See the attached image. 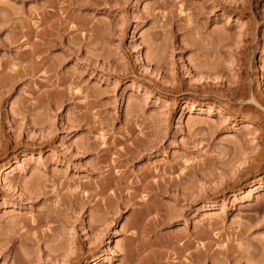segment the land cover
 Instances as JSON below:
<instances>
[{
    "label": "rangeland",
    "instance_id": "374dc122",
    "mask_svg": "<svg viewBox=\"0 0 264 264\" xmlns=\"http://www.w3.org/2000/svg\"><path fill=\"white\" fill-rule=\"evenodd\" d=\"M240 1L0 0V264H264Z\"/></svg>",
    "mask_w": 264,
    "mask_h": 264
},
{
    "label": "bare ground",
    "instance_id": "6f19581e",
    "mask_svg": "<svg viewBox=\"0 0 264 264\" xmlns=\"http://www.w3.org/2000/svg\"><path fill=\"white\" fill-rule=\"evenodd\" d=\"M219 2H220V1H219ZM219 2H218V3H219ZM237 2H238V1H237ZM239 4H240L239 6H240V7H243V9H244L245 3H243V0H241V1L239 2ZM243 9H242V10H243ZM263 82H264V81H263ZM250 124H251V123H249L248 126H250ZM247 173H251V171L248 170ZM243 174H245V173H243ZM162 185H163V184H162ZM159 186H160V185H159V183H158V184H157V188H158ZM165 187H166V188H167V187L170 188V186H164V188H165ZM162 188H163V187H162ZM162 188H160L159 191H161ZM164 188H163V190H164ZM157 191H158V189H157ZM162 192H163V191H162ZM166 192H167V191H166ZM159 193H160V192H159ZM161 218H162V217H161ZM163 218L166 219L165 216H164ZM3 261H4V259H3ZM3 261H2V262H3ZM3 264H4V263H3Z\"/></svg>",
    "mask_w": 264,
    "mask_h": 264
}]
</instances>
